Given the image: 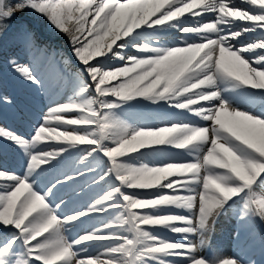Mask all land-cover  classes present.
<instances>
[{
  "label": "snow or ice",
  "instance_id": "snow-or-ice-1",
  "mask_svg": "<svg viewBox=\"0 0 264 264\" xmlns=\"http://www.w3.org/2000/svg\"><path fill=\"white\" fill-rule=\"evenodd\" d=\"M17 13L70 54L27 24L28 61L0 49L32 89L0 91L30 125L0 122L23 161L0 164V264H256L212 238L225 218L237 241L264 229V0H0V39ZM81 181L99 191L73 207L59 193Z\"/></svg>",
  "mask_w": 264,
  "mask_h": 264
},
{
  "label": "bare ground",
  "instance_id": "bare-ground-1",
  "mask_svg": "<svg viewBox=\"0 0 264 264\" xmlns=\"http://www.w3.org/2000/svg\"><path fill=\"white\" fill-rule=\"evenodd\" d=\"M30 18H31V25L34 26V28H40V26L33 21L32 17ZM63 38L65 42L68 44L67 39L65 37ZM14 82L20 83V80L16 79ZM0 91L2 90L0 89ZM12 91L13 94L16 95V97L23 99L24 97L29 96L31 94L32 89L30 87L26 88V86H22V88L19 89L13 88ZM246 106L253 108V110L255 111L262 110L259 103L255 105H246ZM135 109L142 111L144 114H146V116L138 114L137 116L134 117L140 118L142 119L143 122H147V123L159 122L154 118L157 115L167 111L166 109L154 110L152 107L149 106H139ZM135 109H132L131 112L133 113ZM0 122H2L5 125L11 126L12 128L18 131L28 132V128L24 126L25 123L21 124L13 109L10 108L0 109ZM22 162H23L22 157L17 152H15L11 147L0 144V164H4L9 168L20 170V168L22 167ZM62 168L63 170H67V168H65V165H62L61 169ZM54 172L55 171L50 170L48 173L42 174L41 179L44 176H47L46 178H48ZM76 206L77 204H75L73 207ZM96 219L97 218H93L89 223H87V227H90L94 223H98ZM161 234L172 239H178V236L176 234H172L168 232H162ZM229 235L230 232L228 233V235H221V234L215 235V239L218 240V241L215 240L216 241L215 248L221 249L226 255L237 254L243 257L246 261L253 260L256 262V264H262V262L264 261V245H262V241H264V229H258L254 239L251 240L249 244H246L244 246L242 243L231 242V240L228 239ZM230 248H232V251L230 250ZM95 251L96 248H93L92 252L94 253Z\"/></svg>",
  "mask_w": 264,
  "mask_h": 264
},
{
  "label": "rangeland",
  "instance_id": "rangeland-1",
  "mask_svg": "<svg viewBox=\"0 0 264 264\" xmlns=\"http://www.w3.org/2000/svg\"><path fill=\"white\" fill-rule=\"evenodd\" d=\"M22 16L24 17V21H22V24H24V25L27 24V25L34 28V26L31 25V18H30L31 16L28 13H23ZM19 19L22 20L21 18H19ZM34 29H37V28H34ZM21 32H22V29H21V31L18 32V35L15 37H10L9 35L5 34L3 36V38L0 39V49L3 50V53L6 56L17 55L20 57L22 62H26L30 59V56L27 55L23 50ZM39 34L41 36V43H46L51 48H56L58 50H62L66 54H70L69 53V45L65 42L63 37H61V36H59V37L50 36L47 29L43 28L41 26L39 28ZM16 79H18L17 76L14 73L8 71L3 66L2 61H0V89L4 93L13 94L12 93L13 88L19 89V88H22V86H26L22 82L21 83L14 82ZM27 87L28 86H26V88ZM17 99L20 100V98H17ZM140 113L141 112L139 110L135 109L132 114L134 116H137ZM29 131H30V127H28V132ZM70 164H71V161H69L68 163L65 164V168L67 167V170H68ZM21 168H20V170H21ZM60 170H63V168ZM56 174H59L58 171H55L52 175H50L51 177L49 179H51L52 176L56 175ZM45 177H43V179ZM43 179H41V180H43ZM49 179L41 181V187H43V185L46 184ZM80 183L84 186V192L81 194V196L79 198L74 194V191L75 192L80 191L79 188L74 189L73 187H69V188L61 190V192L59 193V195L63 196L66 200H70L71 206H74L75 204H77L78 206H82L85 202L90 200L91 197L93 195H95L97 191H99V189H94V188L90 190L89 185L85 184L83 181H81ZM78 206H76V207H78ZM99 219H102V218H97L96 221L98 222ZM89 222L90 221L86 222L84 227H87V223H89ZM236 227L237 226L233 220L225 218L217 226L215 235H217V234L228 235V233L230 232L229 236H232L234 238V230L236 229ZM80 230L81 229L75 230L73 232V235H75L76 231H80ZM257 231H258V229H257ZM215 235L212 238L213 248H215V242L218 241L215 239ZM253 239L254 238L252 236H250L246 230H241L240 239L236 242L242 243L244 246V244L245 245L249 244L250 241ZM243 241H245V243H243Z\"/></svg>",
  "mask_w": 264,
  "mask_h": 264
},
{
  "label": "trees",
  "instance_id": "trees-1",
  "mask_svg": "<svg viewBox=\"0 0 264 264\" xmlns=\"http://www.w3.org/2000/svg\"><path fill=\"white\" fill-rule=\"evenodd\" d=\"M21 13H17V15H20ZM22 21L20 19H15L13 18V20L8 21V23H12V28L10 29V33H13L14 30L21 28L22 25Z\"/></svg>",
  "mask_w": 264,
  "mask_h": 264
}]
</instances>
